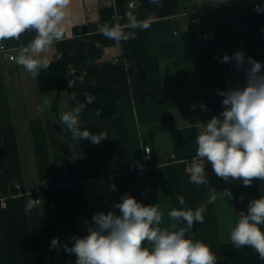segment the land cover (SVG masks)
<instances>
[{
    "label": "crops",
    "instance_id": "0c3cea01",
    "mask_svg": "<svg viewBox=\"0 0 264 264\" xmlns=\"http://www.w3.org/2000/svg\"><path fill=\"white\" fill-rule=\"evenodd\" d=\"M256 1L264 5V0H161L163 6L157 7L149 0H128L126 13L116 23L123 26L126 14L132 13L141 21L151 18L150 27L135 29V39L105 44L95 32L75 29L98 21L102 10L115 7L117 0H71L62 24L64 39L46 54L51 62L64 60L69 86L105 87L120 95L117 113L81 122L82 130L108 133L99 144L74 140L60 123V114L72 110L69 90L43 91L38 77L0 51V199L7 201L0 205V264H38L33 230L43 216V203L31 212L24 208L48 176L64 187L59 252H65L62 245L72 236L87 235L85 212L89 223L96 212L119 215L114 204L125 193L144 205H158L163 214L160 227L165 228L172 223L168 213L181 207L178 195L185 197L184 208L195 210L206 204L209 187L218 192L230 189L234 198L218 196L214 204H207L204 222L197 223L191 234L211 247L218 264H224L222 245L230 242L237 213L264 196V180H254L251 186L242 180L224 181L206 162L210 184L195 185L189 183L184 159L196 155V137L205 123L213 116L223 119L224 97L217 90L244 86L245 74L235 61L220 62L224 54L243 51L247 66L249 52L264 53V12L253 9ZM201 9L202 23L193 26L190 16ZM187 31L195 32L200 42L225 41L233 49L215 63L199 65L186 55ZM35 35L28 31L19 40L0 44L16 57ZM91 45L99 52L89 51ZM44 97L51 99L52 107L42 114ZM146 146L152 148L150 162L145 159ZM101 165L114 174L115 187L101 177ZM143 167L146 174L141 181L138 172ZM61 264L70 262L63 257Z\"/></svg>",
    "mask_w": 264,
    "mask_h": 264
},
{
    "label": "clouds",
    "instance_id": "9594fccd",
    "mask_svg": "<svg viewBox=\"0 0 264 264\" xmlns=\"http://www.w3.org/2000/svg\"><path fill=\"white\" fill-rule=\"evenodd\" d=\"M152 5L162 7L161 0H149ZM71 0H0V41L15 39L28 31L35 37L20 49L14 58L33 78L50 67L46 54L54 44L64 39L62 24ZM126 23L97 24V31L113 41H129L136 38L135 29L147 30L150 20H138L132 13L124 17ZM130 29L125 31L124 29ZM264 32V28L261 29ZM235 61L237 69L245 74L243 87L217 90L222 100L223 111L205 123L204 130L196 137V157L186 168L189 183L209 185L205 164L211 163L212 170L224 181L242 180L251 186L254 180H264V64L245 53L237 51L224 54L221 63ZM85 102L77 100L76 106L60 114V123L70 130L74 140H89L99 144L108 137L106 131L92 134L81 127V113L86 104L95 97L85 93ZM76 99L75 95L72 97ZM52 101L44 97L39 111H50ZM195 108V106H192ZM201 108H205L202 104ZM100 115V109L95 110ZM150 151L149 149H145ZM206 204L195 210L184 208L185 197H176L180 208H173L168 216L172 223L161 228L163 214L158 205H144L130 193H125L114 208L115 211L96 212L92 222L85 221L87 235L72 236V245L63 244L69 254H75V264H218L211 247L203 241L187 235L194 224L204 222L207 204H214L220 196L233 199L230 189L218 192L209 187ZM242 198V197H241ZM39 199H29L24 210L31 212L39 205ZM181 224L183 226H181ZM264 196L252 199L247 212H239L231 228L229 240L237 248L251 247L264 260ZM58 238L51 240V248L59 249Z\"/></svg>",
    "mask_w": 264,
    "mask_h": 264
},
{
    "label": "trees",
    "instance_id": "16d2710c",
    "mask_svg": "<svg viewBox=\"0 0 264 264\" xmlns=\"http://www.w3.org/2000/svg\"><path fill=\"white\" fill-rule=\"evenodd\" d=\"M127 2L128 0H117L115 7L104 8L102 10L101 18L98 21L88 22L78 26L75 29L76 32H95V37L103 43H112L113 40L105 38L97 31V24H115L117 17L126 13ZM183 38L188 59L202 66L217 62L224 53L233 49V45L225 41L200 42L193 31L185 32ZM92 50L99 52V48L94 45H91L89 48V51ZM248 57H252L264 64V53L249 52L247 54ZM38 79L43 91H57V94H60L63 90H69L71 94V109L76 106L77 100L85 102V93H91L95 99L93 103L86 104L85 109L81 113V122L91 121L98 117L110 116L117 113V103L120 95L116 91L105 87L82 89L77 84L69 86L68 70L62 58L52 61L47 70L40 72ZM73 95L76 97L75 100L72 98ZM56 105L57 102L55 101L54 111L56 110ZM96 109H100L99 116L95 115ZM63 191V186L54 183L52 187L42 190L40 193L43 203V216L41 217L39 225L33 230V251L37 255L38 264H61L63 257H67L70 264H75V254H69L66 251L59 252L57 249L51 248V240L57 238L58 228L61 223V220L56 221L54 217L61 212L60 206ZM35 196H39V194L36 193ZM244 212L246 213L247 210H244ZM181 226L183 225L181 224ZM197 228L196 223L187 235L191 236ZM262 230H264V226H262ZM72 243V240L67 241L69 246ZM222 253L224 264H264V260H261L256 251L251 247L237 249L229 242L222 245Z\"/></svg>",
    "mask_w": 264,
    "mask_h": 264
},
{
    "label": "built area",
    "instance_id": "2783aa9c",
    "mask_svg": "<svg viewBox=\"0 0 264 264\" xmlns=\"http://www.w3.org/2000/svg\"><path fill=\"white\" fill-rule=\"evenodd\" d=\"M253 9L259 13H262V12H264V5L260 1H256ZM204 15H205L204 9L198 10V12L195 15L190 16L189 21L193 26H199L202 23ZM0 51L3 52L4 57L8 60L14 59V57H15L14 54H12L8 51L5 44H0ZM145 149L150 150V151L145 150V159L147 162H150L152 148L150 146H146ZM195 157H196V155H193L191 157L184 159L187 167H188L189 162ZM138 173H139L140 180L141 181L144 180L145 174H146L145 173V167L140 169ZM100 174H101V177L105 178L110 183L111 186L115 187L117 185L114 174L105 165L100 166ZM73 175L79 177L78 173H76V172H73ZM52 186H53V182L51 180V177L48 176V177L42 179L37 186V192L36 193H38L39 196H31L29 199L34 198V199H39L41 201L40 193L42 192V190L48 189ZM6 204H7L6 199L1 198L0 199V205L4 207V206H6ZM84 221H87V213L86 212L84 214Z\"/></svg>",
    "mask_w": 264,
    "mask_h": 264
},
{
    "label": "water",
    "instance_id": "95a60500",
    "mask_svg": "<svg viewBox=\"0 0 264 264\" xmlns=\"http://www.w3.org/2000/svg\"><path fill=\"white\" fill-rule=\"evenodd\" d=\"M60 218H61V216H60L59 214H57V215L54 217V219H55L56 221H59Z\"/></svg>",
    "mask_w": 264,
    "mask_h": 264
}]
</instances>
